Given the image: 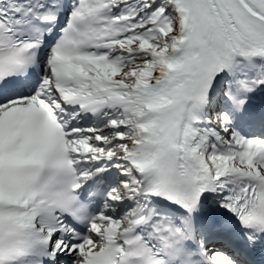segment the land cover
<instances>
[{"label": "snow or ice", "instance_id": "obj_1", "mask_svg": "<svg viewBox=\"0 0 264 264\" xmlns=\"http://www.w3.org/2000/svg\"><path fill=\"white\" fill-rule=\"evenodd\" d=\"M0 264H264V0H0Z\"/></svg>", "mask_w": 264, "mask_h": 264}]
</instances>
